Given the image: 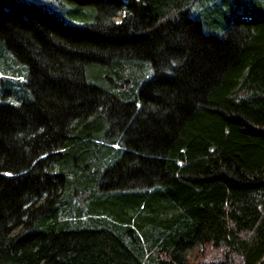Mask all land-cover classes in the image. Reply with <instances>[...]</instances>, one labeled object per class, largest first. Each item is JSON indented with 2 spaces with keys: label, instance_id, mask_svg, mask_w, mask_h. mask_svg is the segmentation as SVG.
Instances as JSON below:
<instances>
[{
  "label": "trees",
  "instance_id": "trees-1",
  "mask_svg": "<svg viewBox=\"0 0 264 264\" xmlns=\"http://www.w3.org/2000/svg\"><path fill=\"white\" fill-rule=\"evenodd\" d=\"M8 93L0 264H264V0H0Z\"/></svg>",
  "mask_w": 264,
  "mask_h": 264
},
{
  "label": "rangeland",
  "instance_id": "rangeland-1",
  "mask_svg": "<svg viewBox=\"0 0 264 264\" xmlns=\"http://www.w3.org/2000/svg\"><path fill=\"white\" fill-rule=\"evenodd\" d=\"M0 99L6 100V101L15 102V101H17L19 99V97H17V96H13L12 97V96H10V93H8V94H5L4 96H1ZM194 250H195L194 248L191 249V250H188L186 252V255L190 257Z\"/></svg>",
  "mask_w": 264,
  "mask_h": 264
}]
</instances>
